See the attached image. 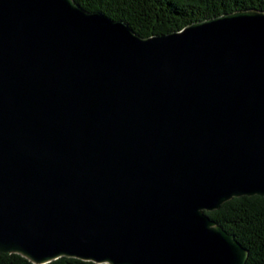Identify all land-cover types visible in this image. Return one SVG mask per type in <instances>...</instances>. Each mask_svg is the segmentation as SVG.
<instances>
[{
    "label": "water",
    "instance_id": "1",
    "mask_svg": "<svg viewBox=\"0 0 264 264\" xmlns=\"http://www.w3.org/2000/svg\"><path fill=\"white\" fill-rule=\"evenodd\" d=\"M264 197V11L143 38L75 0H0V253L246 264L211 219Z\"/></svg>",
    "mask_w": 264,
    "mask_h": 264
},
{
    "label": "trees",
    "instance_id": "2",
    "mask_svg": "<svg viewBox=\"0 0 264 264\" xmlns=\"http://www.w3.org/2000/svg\"><path fill=\"white\" fill-rule=\"evenodd\" d=\"M88 12L124 21L148 38L179 32L186 26L237 11H264V0H75ZM208 215L249 251L246 264H264V197L234 198ZM0 264H33L16 254L0 253ZM49 264H96L61 258Z\"/></svg>",
    "mask_w": 264,
    "mask_h": 264
}]
</instances>
